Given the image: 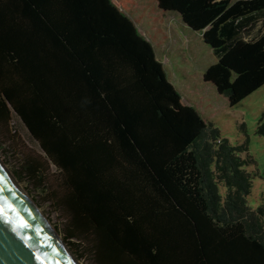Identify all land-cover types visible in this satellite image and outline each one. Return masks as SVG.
Instances as JSON below:
<instances>
[{
	"label": "trees",
	"instance_id": "16d2710c",
	"mask_svg": "<svg viewBox=\"0 0 264 264\" xmlns=\"http://www.w3.org/2000/svg\"><path fill=\"white\" fill-rule=\"evenodd\" d=\"M169 14L216 59L180 93L153 49ZM263 85L264 0H0V129L38 147L10 173L56 177L93 264H264V206L211 124Z\"/></svg>",
	"mask_w": 264,
	"mask_h": 264
},
{
	"label": "rangeland",
	"instance_id": "374dc122",
	"mask_svg": "<svg viewBox=\"0 0 264 264\" xmlns=\"http://www.w3.org/2000/svg\"><path fill=\"white\" fill-rule=\"evenodd\" d=\"M163 44L154 47L155 59L161 64L167 80L173 88L183 92L209 66L216 63L211 50L201 36L190 33L172 14L162 21ZM214 102V101H213ZM217 115L211 124L219 133L217 145L222 140L235 148L236 155L244 162L243 170L249 174L250 190L244 197L251 210L264 206V85L242 100L237 106L228 108L223 101L217 102ZM14 136V137H13ZM13 137V138H12ZM38 151L26 129L17 118H12L7 132L0 129V162L10 172L19 164L20 153ZM51 173L55 174L53 168ZM10 174V173H9ZM32 204L41 212L55 234L63 241L68 234V220L57 203V181L52 176L43 185L18 183ZM21 187H19L21 189ZM21 189V190H22ZM58 196V195H57ZM65 240L76 245L78 259L72 253L76 264H93L87 243L77 235ZM65 241L63 243L65 244ZM66 245V244H65ZM67 246V245H66Z\"/></svg>",
	"mask_w": 264,
	"mask_h": 264
},
{
	"label": "water",
	"instance_id": "95a60500",
	"mask_svg": "<svg viewBox=\"0 0 264 264\" xmlns=\"http://www.w3.org/2000/svg\"><path fill=\"white\" fill-rule=\"evenodd\" d=\"M14 182L0 167V195L14 209L0 201L7 218L0 217V264H73ZM17 218L27 227L14 231Z\"/></svg>",
	"mask_w": 264,
	"mask_h": 264
},
{
	"label": "bare ground",
	"instance_id": "6f19581e",
	"mask_svg": "<svg viewBox=\"0 0 264 264\" xmlns=\"http://www.w3.org/2000/svg\"><path fill=\"white\" fill-rule=\"evenodd\" d=\"M4 165L0 162V167L4 170V172L10 177V179L14 182V180L11 177V174H9L10 172H8L4 167ZM14 184L18 187V189L22 192V194L25 196V198L28 200V202L31 204V206L34 208V210L36 211V213L38 214V216L40 217V219L42 220V222L45 224V226L47 227V229L49 230V232L51 233V235L54 237V239L57 241V243L60 245V247L63 249V251L66 253V255L68 256V258L71 260V262L73 264H76V260L74 259V257L72 256L71 251L68 249V247L63 243L62 240L59 239V235L57 236L55 234V232L53 231V229L49 226V224L47 223V221L45 220V218L42 216L41 212L32 204V202L28 199V197L26 196L27 194L21 190L22 187L20 185H17L15 182ZM21 187V189L19 188Z\"/></svg>",
	"mask_w": 264,
	"mask_h": 264
},
{
	"label": "snow or ice",
	"instance_id": "6c2138e0",
	"mask_svg": "<svg viewBox=\"0 0 264 264\" xmlns=\"http://www.w3.org/2000/svg\"><path fill=\"white\" fill-rule=\"evenodd\" d=\"M2 192H3V189L0 188V193H2ZM0 201H2L7 208L12 209V206L7 203V201L5 200L3 195H0ZM12 210L14 211V209H12ZM0 217H4L5 219H7L6 216H5L4 208H0ZM13 223H14V228H13L14 231L16 230V228H25V227H27V224H25L24 221L20 220L19 218H17V220L15 222H13Z\"/></svg>",
	"mask_w": 264,
	"mask_h": 264
}]
</instances>
